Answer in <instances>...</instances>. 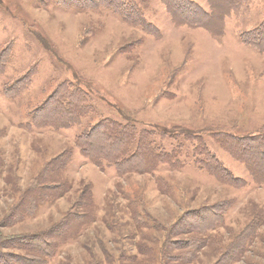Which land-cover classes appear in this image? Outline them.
<instances>
[{
    "label": "rangeland",
    "instance_id": "obj_1",
    "mask_svg": "<svg viewBox=\"0 0 264 264\" xmlns=\"http://www.w3.org/2000/svg\"><path fill=\"white\" fill-rule=\"evenodd\" d=\"M174 1L127 0L152 24L144 30L115 2L114 9L103 0L98 6L0 0V52L10 50L0 76V239L62 224L71 209L84 210L83 192L91 191L93 221L61 244L47 264H217L231 252L229 244L235 260L227 264H264V184L224 144L227 135L264 133V42L244 41L264 28V0H234L220 9L212 0H191L212 15V29L176 22ZM70 83L89 94L95 113L87 117L84 106L73 105L75 120L66 118L70 128L35 126L48 115L55 93H63L59 87ZM101 121L155 128L156 144L168 150L186 142L185 166L123 176L114 165L101 169L78 146L87 126ZM173 130L182 137L170 136ZM185 132L197 139H185ZM201 137L245 180L243 187L222 183L199 167L195 148ZM43 171L70 188L33 216L3 223ZM219 204L217 218L212 210ZM252 223L251 238L243 240ZM169 236L181 244L164 247ZM187 238L198 242L190 248Z\"/></svg>",
    "mask_w": 264,
    "mask_h": 264
},
{
    "label": "trees",
    "instance_id": "obj_2",
    "mask_svg": "<svg viewBox=\"0 0 264 264\" xmlns=\"http://www.w3.org/2000/svg\"><path fill=\"white\" fill-rule=\"evenodd\" d=\"M80 1L83 3L85 2V4H95L96 6L102 2H99V0ZM103 1L107 2L106 0ZM109 1L110 3H107L113 6L114 9L115 5L113 2L118 4V10L123 11L124 15L131 21V24L139 25L144 28V30L152 28V24L144 19L136 4L132 3L131 6H129L127 0ZM212 1L216 8L220 9L221 6H229L234 0ZM173 4L174 7L171 5V10L173 11V18L176 22L182 20L192 25H195V23L196 25L207 24L211 29L213 28V24L215 23L214 18L212 15H206V11L203 9L204 12L202 7L195 1L175 0ZM199 12L201 15H205V19L197 14ZM244 41H257V45L263 44L264 28H257V32L254 31L253 34H250ZM9 57V48L1 50L0 76L6 68ZM8 63H10V61H8ZM18 82L20 83V81ZM59 90L63 93H55L48 115L44 116L41 123L37 122L35 126L46 127L50 125L58 128H70V126H73V123L66 121V118L69 121L75 120V114L72 111L73 105H75L78 110L84 106L87 109V117L95 113L92 98L83 89L81 90L70 83V86L61 85ZM15 94L16 93L12 95L15 96ZM51 100L45 102L43 108L46 107ZM71 100L73 102H70ZM70 104L71 107H69ZM41 111L42 110H39V112ZM103 124L104 121H101L87 126L85 131L79 136L81 145H78L82 149L83 155L101 169H107L109 165H114L116 166V172L123 176L129 173H153L159 170L162 165H167L172 169L185 166V161L181 159V156L186 142L179 140L178 147L174 144L172 148L168 150L165 146L160 148L156 144L157 129L155 128H143L139 130L135 124L134 126L131 125L128 127L130 123L123 124L116 121H110V124L104 126ZM184 134L187 136L185 137L187 140L197 139V136L193 135V132H185ZM170 136L179 139L182 137V133L179 130H173L170 131ZM224 139V144L227 146L228 150L232 152L237 159L247 164L255 180L264 184V133L240 137L227 135L224 136ZM218 140H220V138H218ZM134 142H136V144H134ZM196 144L195 154L199 155L198 158H200L197 160L200 164L199 167L206 169L207 172L218 181L230 186L243 187L246 184L245 180L235 176L234 173L217 158L215 153L209 151L202 137L199 141H196ZM204 155L206 156V161L201 158V156L204 157ZM51 170L59 171L60 169L53 168ZM68 188H70V185L60 182L56 174L51 172L46 174L44 171L41 172L34 183L22 193L21 200L11 208L8 219L3 223L11 226L23 221L27 217L33 216L39 206L64 195ZM83 196L86 197V200L81 202V206H83L84 210L76 213L74 209H71L68 215H66L67 219H65L62 224L39 232L16 234L1 238L0 248L5 247L11 252L3 253L0 250V264H47L48 261L55 256L56 250L61 244L65 243L71 235L82 226L93 221L94 216L91 210L93 207V194L91 191L88 194L83 192ZM222 205L223 204L216 205V208L212 210L217 218L222 216L220 210V206ZM209 213L211 214L212 212ZM70 219H75L73 225L69 222ZM158 226L161 229L163 228L160 223ZM255 226L256 223L250 224L248 229L243 232L249 233V235L245 238L240 235V238L243 240L249 238L250 235L253 234ZM185 241L190 245V248L198 242L195 238H187ZM172 242L169 236V238L166 239L164 247L169 246V244H181L179 240H176V243ZM228 247L231 248V252L223 253L221 259L217 261V264L234 262L235 250L232 249L231 244H229ZM15 249L18 250V252H16ZM5 257L10 258L5 259ZM178 258H182V255H178ZM187 259H191V257Z\"/></svg>",
    "mask_w": 264,
    "mask_h": 264
}]
</instances>
